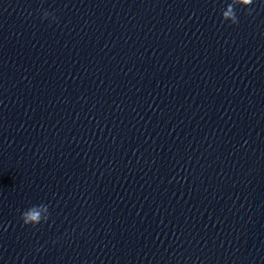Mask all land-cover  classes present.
Masks as SVG:
<instances>
[{
	"label": "clouds",
	"instance_id": "9594fccd",
	"mask_svg": "<svg viewBox=\"0 0 264 264\" xmlns=\"http://www.w3.org/2000/svg\"><path fill=\"white\" fill-rule=\"evenodd\" d=\"M254 4V0H230L226 7L222 10V21H227L231 25H237L239 23V18L236 11V6L239 5L242 8L248 10V14L251 15L254 9L251 7ZM51 16L52 20L55 21V17L51 15L47 10H45L41 16V19H48ZM41 210L45 213L42 217ZM49 207L47 204L41 203L38 205H32L26 210L21 212L20 219L24 225L36 226L42 222H46L49 218Z\"/></svg>",
	"mask_w": 264,
	"mask_h": 264
}]
</instances>
